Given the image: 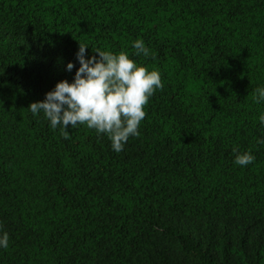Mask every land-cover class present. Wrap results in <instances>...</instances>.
Here are the masks:
<instances>
[{
	"label": "trees",
	"instance_id": "16d2710c",
	"mask_svg": "<svg viewBox=\"0 0 264 264\" xmlns=\"http://www.w3.org/2000/svg\"><path fill=\"white\" fill-rule=\"evenodd\" d=\"M79 42L161 73L119 153L28 109L72 81ZM259 86L264 0H0V264H264Z\"/></svg>",
	"mask_w": 264,
	"mask_h": 264
},
{
	"label": "clouds",
	"instance_id": "9594fccd",
	"mask_svg": "<svg viewBox=\"0 0 264 264\" xmlns=\"http://www.w3.org/2000/svg\"><path fill=\"white\" fill-rule=\"evenodd\" d=\"M135 56H153L151 49L141 38L131 42ZM79 42L76 68L71 82L60 80L45 94L41 101L32 102L28 109L33 116L43 113L51 129H60L65 139L69 138V125L76 129L84 125L94 129L98 135H106L112 150L123 151L130 137L140 135L141 122L146 117L145 106L154 93L163 88L161 73L149 70L131 59L125 51L92 49ZM75 64L69 61L66 70L71 72ZM253 99L264 104V86L255 89ZM264 126V112L258 117ZM257 144L264 145V137L257 138ZM236 153L234 163L246 167L255 161L251 149ZM9 247V234L0 224V249Z\"/></svg>",
	"mask_w": 264,
	"mask_h": 264
}]
</instances>
